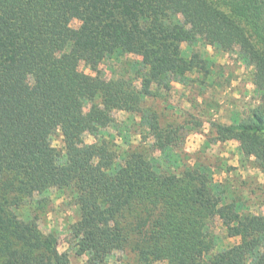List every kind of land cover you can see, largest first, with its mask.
Listing matches in <instances>:
<instances>
[{"label":"trees","instance_id":"obj_1","mask_svg":"<svg viewBox=\"0 0 264 264\" xmlns=\"http://www.w3.org/2000/svg\"><path fill=\"white\" fill-rule=\"evenodd\" d=\"M197 40L236 48L254 68L259 102L210 127L264 174V0H0V264H70L38 225L51 188L77 207L68 243L82 264L123 249L135 264H264V203L254 213L226 200L211 166L177 149L184 121L160 124L142 104L153 87L209 71L212 61L182 48ZM115 52L137 56L131 79L79 69ZM116 110L140 114L152 143L120 149L105 137ZM214 218L239 241L212 253L204 233Z\"/></svg>","mask_w":264,"mask_h":264},{"label":"rangeland","instance_id":"obj_2","mask_svg":"<svg viewBox=\"0 0 264 264\" xmlns=\"http://www.w3.org/2000/svg\"><path fill=\"white\" fill-rule=\"evenodd\" d=\"M185 46L186 43H182V48L188 54L196 52L205 60L213 62L209 64V71L193 70L187 73L185 84L175 83L168 91L153 87L155 96L144 98L142 104L157 113L160 124H165L164 120L177 124L184 121L185 127L180 130L182 138L177 149L189 154L190 162L196 160L211 166L213 179L221 182L227 190L226 200H242L245 209L259 213L264 203V174L254 164L253 157L241 156L237 141L213 140L212 136L216 132L210 127L211 121L230 123L236 114L239 117L247 116L259 102L252 82L254 68L236 48L226 52L200 40L191 44L190 49ZM136 59L135 55L115 52L93 66L81 61L79 69L90 74L97 71L106 78L121 76L129 80L131 77L128 73L133 75L130 64ZM102 133L112 138L120 149L125 146V140L134 144L142 142L145 146L152 143L151 131L146 124L141 123L138 113L114 111L113 122ZM83 139L90 143L95 138L85 133ZM52 144L62 148L58 134L53 136ZM154 153L158 154L157 151ZM47 196L49 206L37 211L39 228L45 233L56 235L58 250L68 252L70 264L84 263L86 256L76 255L68 243V226L78 218L74 200L68 191L61 192L55 188H51ZM204 237L209 242L213 238L212 253L239 241L238 237L226 235L224 226L217 218L209 220ZM134 258L133 253L123 249L113 250L107 260L108 264H135ZM153 264H166V261L157 260Z\"/></svg>","mask_w":264,"mask_h":264}]
</instances>
